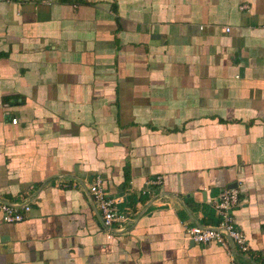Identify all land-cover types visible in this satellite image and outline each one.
<instances>
[{"label": "crops", "instance_id": "crops-1", "mask_svg": "<svg viewBox=\"0 0 264 264\" xmlns=\"http://www.w3.org/2000/svg\"><path fill=\"white\" fill-rule=\"evenodd\" d=\"M227 188L233 259L182 224ZM0 201V264H264V0H1Z\"/></svg>", "mask_w": 264, "mask_h": 264}, {"label": "built area", "instance_id": "built-area-1", "mask_svg": "<svg viewBox=\"0 0 264 264\" xmlns=\"http://www.w3.org/2000/svg\"><path fill=\"white\" fill-rule=\"evenodd\" d=\"M46 1L49 0H42V2ZM15 122L16 118L11 119V123ZM161 183L162 177L157 175L149 179L146 185L159 186ZM88 191L104 227H112L114 224L124 225L130 219L132 211L128 208H125V210L119 208L120 199L109 195L103 186V179L100 175H97L89 184ZM145 192L147 191L143 190L142 193ZM238 201L239 192L237 188L222 190L212 201V207L217 216V223L205 226V228L186 226L182 223L188 237L198 243L214 242L223 247L233 259V252L227 239L229 237L234 249L246 254L249 250V242L243 230L238 226L234 214ZM29 210L30 205L28 202L18 207L14 204L0 201V220L6 223L23 221Z\"/></svg>", "mask_w": 264, "mask_h": 264}, {"label": "water", "instance_id": "water-1", "mask_svg": "<svg viewBox=\"0 0 264 264\" xmlns=\"http://www.w3.org/2000/svg\"><path fill=\"white\" fill-rule=\"evenodd\" d=\"M4 202L9 203V204H15V203H12V202H10V201H4ZM141 213H142V212H141ZM141 213H140V214H141ZM201 228H205V226H201ZM227 239H228L229 245H230V247H231V250H232L233 252L236 253V251H235V249H234V247H233V245H232V241H231V239H230L229 237H227Z\"/></svg>", "mask_w": 264, "mask_h": 264}, {"label": "trees", "instance_id": "trees-1", "mask_svg": "<svg viewBox=\"0 0 264 264\" xmlns=\"http://www.w3.org/2000/svg\"><path fill=\"white\" fill-rule=\"evenodd\" d=\"M217 223V222H216Z\"/></svg>", "mask_w": 264, "mask_h": 264}]
</instances>
